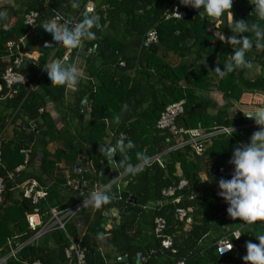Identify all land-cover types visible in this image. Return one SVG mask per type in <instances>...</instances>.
<instances>
[{"label": "trees", "instance_id": "obj_1", "mask_svg": "<svg viewBox=\"0 0 264 264\" xmlns=\"http://www.w3.org/2000/svg\"><path fill=\"white\" fill-rule=\"evenodd\" d=\"M69 1L75 3L77 5L76 8L79 9L84 4V0L33 1L29 3L27 8V12L33 11L37 13L33 27L23 25L20 29L7 32L0 31V58L10 57L11 63L17 56L22 55L21 66L18 71L27 79L26 83L13 87L16 93L11 98L7 97L11 90L3 87L0 92V100L5 102L6 107L10 108L13 113H16L11 123L9 122V126H12L20 116L25 117L24 123H26V126H28L29 122L34 124V128H28L27 134L24 131L15 132L14 135L17 136V142L15 143L12 140L5 142L2 135V167L0 168V178L3 180L4 190L0 203V264H32L36 261L40 264H56L55 257L51 251L37 244L28 243L35 233L28 229L25 217L27 214L33 212L34 206L26 199L20 201L12 200L8 204L12 191L19 184L16 178L24 174L15 175L14 173L15 169L23 162V155L20 151L30 148L31 144L34 143L35 137H40L38 147L43 154L41 171L44 173H48L62 158L71 159L72 161L76 160L77 156L82 154V148L90 153L93 163L98 162L99 159L106 161V155L103 151L105 149L104 140L107 136V128L109 126L106 125V122L120 117L128 103V97L136 91V83L134 79L129 77V71H136L142 62L146 63V68L151 67L150 64L154 59V51L158 44L163 46L164 49L174 52L194 49L200 57L203 55L214 56L221 49L220 47H222L226 55L228 44L221 43L215 37L217 32L224 34L225 37L231 35H246L255 41L253 33H232L231 27L233 22L248 21L249 24L256 23L264 27V20L258 19L252 13L251 0H233L230 10L232 16L225 13L216 19L201 17L195 9L181 5L183 10L187 12V17L179 21L165 20L163 18V14L170 7L168 0H92L93 3H98L107 9L106 14L109 17L105 19L101 15L99 17L101 26L105 24L106 19L110 20L111 23L113 16L115 17L119 14L124 15V27L128 30V34L132 38V45L138 48L139 52L137 56L131 58L122 56L127 50L125 43L107 34L101 36L98 43H95L97 46L96 55L101 62L100 67L96 71L87 69L89 79L95 81V86L91 85L86 90L87 97L91 102L89 119L85 122L83 115L79 117L78 113H74V119L79 125L78 138L82 144L76 146L74 141H68L64 150L56 151L55 154L50 155L45 149L48 142L54 137L53 128L50 125L44 132L39 131L40 127L37 121L41 120L44 123H48V115L46 112L39 113L38 109L45 108L47 100L56 105L63 102L65 87H49L44 67L49 63L60 61L66 48L55 44L51 47V37L44 31V28L46 25L45 22L53 17H59L61 19L59 23L67 25L64 20V15L70 10ZM200 11L203 13L202 9ZM150 29H155L157 32V45L145 44V34ZM95 31L97 34H100V31L97 29ZM20 38L23 41H34L38 46L39 58L36 61L28 59L25 53L22 52ZM215 40L217 46L211 49V44ZM7 41L14 42V53L12 55L9 54V51L5 47ZM90 48L92 46L87 47L86 51ZM252 48L261 51L260 55L257 56V65L264 68V48L258 49L255 47V44ZM120 62H123L124 65L120 66ZM64 64L68 65L69 63ZM4 69H0V84H2L1 76ZM157 69L155 68L154 71L156 70L157 72ZM261 85L262 87L256 82L252 84L255 90H260L261 88L264 92V82ZM171 92L172 97L162 102L160 107L156 104L155 106H150L142 114L137 115L135 121L128 127L112 129L114 137L110 147L116 144L117 141H120L121 146H126L127 142L131 140L134 145L133 148L126 149L125 153L117 150L113 156L115 163L120 164L119 162L124 160L125 164L132 170L145 160L164 153L166 151L165 147H171L173 145V143H166V139L169 137L166 133L156 131L154 128L156 120L167 105L183 100V95L180 90L171 87ZM185 109H187L186 111L188 113L189 110L186 105H184V112ZM182 117L177 120V124ZM5 123L6 119L0 118V127ZM189 125L190 123H188ZM36 130L39 131L38 134ZM119 134H123L125 139L120 140ZM212 141L211 147H208L209 150L207 148L208 151L215 147L220 149L223 146L229 150L235 144L226 135L214 137ZM164 157L165 159L162 160L163 167L153 162L149 166L144 167L142 171L138 168L134 169L130 175L131 181L128 183L126 191L119 195L120 200L118 204H114L113 198H117L116 196H112L110 202L107 204L108 208L112 206H120L123 208L124 217L121 219V226L127 230L128 225H133L138 215L143 212L138 209L139 206H143L151 201L159 202L162 199L161 191L179 181L176 175L177 165L181 170L182 178L188 183V188L184 193L197 194V198L194 200L181 201L178 205L179 207L197 208L206 217L213 214V216L218 218L219 215L226 212L227 205L220 197H216L215 191L198 192L200 180L197 174L199 168L195 160L190 159V150L188 148L185 151H169ZM31 158L32 148L29 164ZM221 164V162L216 163L215 169H218ZM9 173H12L14 177L8 179ZM30 178L36 179L41 183V179L35 175ZM76 178L83 183L92 184L91 176L87 173L79 174ZM47 191L48 195L46 199L41 201L36 207L44 220L43 222L48 221L51 209L64 212L67 208L63 204V201L59 199L57 188L47 189ZM129 195H132L137 201L136 206H132L126 202ZM128 207H131L134 211L132 220H126L128 217L125 216V211ZM174 209L175 206L169 203L162 207H156L153 211V217H162L166 220L167 234L176 233V254L163 250L160 247L159 240L154 239L152 235L151 240L153 244L147 245L143 249L137 245L135 240L137 232L129 238L125 236L126 233L124 231L120 230L121 227L116 228L114 231L120 237L117 248H120V250L123 249L122 254L128 255V258L136 254H141L146 260V264H159L160 261H162V264H174V262L181 259L185 260V264L244 263L242 260V257L246 255L244 243L241 244L239 240H233L229 236L228 239L234 248L233 252L225 258H217L214 254V246L208 248L199 244L203 235L211 231L215 223H209L206 218L203 223L197 226L193 225L188 232L184 233L183 227L174 220ZM44 214L48 215L47 219L43 216ZM247 226L254 228L258 234L264 235V224L255 222L251 225L247 224ZM65 230L66 233L75 235L74 229L71 226L67 225ZM52 232H54L55 239L57 240V258L59 261L65 262L67 261L64 256V248L66 246L65 234L60 230H54ZM20 245L23 246L16 252L15 257L7 258L10 248H16V246ZM78 245L85 249L86 264H108V257L90 244L86 238L78 241ZM237 254L241 257H237Z\"/></svg>", "mask_w": 264, "mask_h": 264}, {"label": "crops", "instance_id": "obj_2", "mask_svg": "<svg viewBox=\"0 0 264 264\" xmlns=\"http://www.w3.org/2000/svg\"><path fill=\"white\" fill-rule=\"evenodd\" d=\"M33 1L37 0H0V11L7 13L6 19L0 20V31L7 32L20 29L24 25V15L27 13L28 5ZM68 4L70 10L64 15V20L67 25L71 26L83 20L82 13L85 10L86 1L84 0V4L80 9L72 7V1H69ZM94 5V15H98L99 17L101 15L104 19L109 17L106 14L107 9L105 7L100 6L98 3H94ZM111 19V23L110 20L106 19L105 24L102 26L105 34L125 43L127 50L122 56L128 58L137 56L139 49L132 45V38L128 34V30L124 27V15L119 14L115 17L113 16ZM94 28L96 29L94 26L92 31L95 33L96 39L84 41L80 48L73 49L70 61L68 62L69 64L67 63L68 65H76L81 73V79L75 87V92L67 93L63 102L57 105L47 100L44 110L48 115V123H44L41 120L37 121L40 127L39 131L41 132L47 130L50 125L53 128L54 137L48 142L45 149L50 155L55 154L56 151L64 150L68 141H74L76 146L82 144L78 138L79 125L74 119V113H78L79 117H81L79 114L81 111L80 106L82 102H85L81 115H83L85 122L89 119L91 102L87 97L88 94L86 90L91 86L90 84L95 86V81L89 79L87 69L96 71L100 67L101 62L96 55L97 46L95 43H98L101 36H103L101 33L97 34ZM19 41L21 42L20 48L22 52L25 53V56L30 60L36 61L39 58V54L38 46L34 41H23L21 38ZM216 44V40L212 42L211 49H214L217 46ZM88 45L92 46V48L86 51L87 47H89ZM220 48L221 49H219L214 56L203 55L200 57L194 49L174 52L166 50L163 46L158 44L154 51V59L150 64L151 67L146 68V63L142 62L136 71H129V77L134 79L136 83V91L128 97V103L123 109L120 117H117L113 121L106 122L109 126L107 128V136L104 140L105 149L110 147L114 137L112 129L128 127L135 121L137 115L142 114L145 109L150 106H155L156 104L160 107L162 102L172 97L171 87H175L181 91L183 95L182 101L189 110L187 113V109H185L184 115L178 123L179 125L177 124L179 127L188 130H199L206 134L212 132L214 128L220 127H228L231 131L228 137H230L231 141L235 142V144H233L234 146H231L229 150L227 147L223 146L224 148L222 147L219 149L215 147L208 151V147H211L213 143V138L217 137L213 136L209 138L206 143L205 151L202 156L195 157L190 153V159L195 160L199 168L197 174L200 180L198 192L205 193L209 190L215 191L218 189V180L216 179L215 173L217 170L215 169L216 163L221 162L222 164L219 168L224 167L231 176L233 168L229 161L233 148L241 144H247L251 135L258 130V126L254 121L246 117L250 114H254L260 107H264L263 89L260 88V90H255L252 86V84L256 82L262 87L261 84L264 82V68L257 65V56L260 55L261 51L254 48L249 49L246 52V59L249 62L248 66L234 70L235 72L221 77L212 73V71L218 65L222 69L223 65L231 59L233 50L232 47L228 45L225 55L222 47ZM67 50L68 49H66V51ZM9 64L10 57L0 58V69L6 68ZM174 64L175 66H173ZM155 68H158L157 72L156 70L154 71ZM32 88L34 89V87ZM15 114L16 113H13L10 108L6 107L5 102L0 100V118L6 119V123L0 127V131H3L5 142L12 140L15 143L17 142V136L14 135L15 132L24 131L27 134L29 127L34 128V124L30 122L28 126H26V123H24L25 117L21 116L12 126H9ZM185 120L187 121L186 123ZM188 123H190L189 126ZM39 131L36 130V133L38 134ZM38 140H40V137H35L34 143L31 144L32 158L29 169L26 173L16 178L19 183L17 185H23L26 181L32 179L30 177L33 175L37 176L41 179V183L39 184L42 187L47 189L57 188L59 199L66 205L67 208L65 211H68L73 209L78 202L68 193L65 187H68L70 182L80 181L76 178L79 174L87 173L91 176L92 184L83 183L87 186L83 187L80 192L83 194L82 207L75 212L71 220L67 222V225L71 226L75 232L74 236L67 233L69 236L76 238L78 241L86 238L90 244L108 257V264H125L119 262L118 259L122 256H127L128 258V255L122 254L123 249L120 250V248H117L120 237H118L114 231L118 227H121L120 230L124 231L126 233L125 236L129 238L137 232L135 240L137 245L143 249H145L147 245L153 244L151 240L154 219L153 211L156 208L155 205L157 202L151 201L143 206H139L138 209L143 212L138 215L133 225H128L127 230L121 226V219L124 217L122 207L112 206L108 208L107 204H105L97 209L91 204L84 203L89 199L91 193L106 191L111 198L112 196L117 197L113 198V200L115 205L118 204L120 200L119 195L126 191L127 185L131 181V173L136 168L141 171L144 170L142 164L130 170L129 167H124L121 164L115 163L113 159L109 160L107 156L106 161L99 159L98 162L93 163L90 153L82 148L83 152L77 156L76 160L72 161L71 159L62 158V160L49 170L48 173H44L41 171L43 154L38 147ZM165 149L166 151L164 153L159 154L160 158L163 156L161 161L165 159L164 156L169 152L170 147L167 146ZM185 149L187 148L181 151H185ZM76 166L80 167L78 172L75 171ZM178 171L181 172L177 165L176 172ZM205 181H207V183H204ZM14 189L15 190H13L10 195L8 204H10L12 200H22L21 189ZM70 189L73 190L72 187H70ZM75 192L77 194L79 193V191ZM129 197H132V195H129ZM128 199L126 202H128ZM130 204L136 206L137 201L135 204ZM153 207L155 208L153 209ZM118 209H121L123 213L120 219L117 218L120 214L116 212ZM196 209L197 208H191L192 211L190 215L192 224L186 227L183 226V232H188L193 225H200L206 218L209 223H215L213 229L203 235L199 243L203 247H213L220 239L229 238L234 231H239L241 233V239L239 240L241 244H246L249 240L256 242L255 239L259 235H262L258 234L254 228L248 227L244 222L232 220L228 217L227 212L216 218L213 214L206 217L199 209ZM58 212L62 213L61 211ZM108 213H111L112 217L116 219L117 224L115 226H111L110 223L106 224V215ZM125 213V216L128 217L126 220H132L134 211L131 207L126 208ZM43 216L46 217V219L48 217L47 214ZM62 217L63 216H61V218ZM104 224H106V226H104ZM173 235L176 236V233ZM30 241L31 244H37L51 251L55 257L56 264H73L68 260L65 262L58 260V246L54 232L47 233L38 239L32 237ZM135 256L128 258L127 263L133 264L132 259ZM237 257L240 258L241 256L237 254ZM159 264H162V261H160Z\"/></svg>", "mask_w": 264, "mask_h": 264}, {"label": "clouds", "instance_id": "obj_3", "mask_svg": "<svg viewBox=\"0 0 264 264\" xmlns=\"http://www.w3.org/2000/svg\"><path fill=\"white\" fill-rule=\"evenodd\" d=\"M179 3L185 7L202 9V15L205 18L216 19L225 13L232 16L230 10L233 0H179ZM251 3L252 13L258 19L264 20V0H251ZM71 6L76 7L77 5L73 3ZM175 13L179 16L178 12ZM6 17L7 13L0 11V20H4ZM94 26V18L88 16L71 26L61 24L57 18L53 17L46 22L44 31L51 37V47L55 44L66 49H77L82 46L84 41L96 39V35L92 31ZM231 31L238 34L253 33L255 41L246 35L225 37L222 33L215 34V37H218L221 43H227L233 50L231 59L223 65L222 69L218 65L212 71V73L221 77L232 73L238 68L247 67L249 62L246 59V52L254 44L258 49L264 48V27L259 24H249L248 21H235L232 24ZM44 70L49 87L62 86L73 89L81 79L80 70L74 64L65 65L59 61L52 62L47 64ZM246 118L253 120L258 126V130L251 135L247 144H241L233 148L229 161L233 168L231 178L218 180L217 188L219 197L227 205L228 217L232 220L242 221L245 224H253L257 221H264V107H260L254 114H250ZM133 147L131 140L127 142L126 146H121L120 141H117L116 144L107 147L103 151L108 159L112 160L113 154L117 150L125 153L126 149ZM119 163L124 167H129L124 160ZM204 183H207V181ZM110 200L111 197L106 191H100L91 193L89 199L84 203L91 204L98 209L102 205L108 204ZM255 241L249 240L245 244L246 255L242 257L244 264H264V235H259ZM231 248L232 244L227 248H222L220 255L231 250Z\"/></svg>", "mask_w": 264, "mask_h": 264}, {"label": "built area", "instance_id": "obj_4", "mask_svg": "<svg viewBox=\"0 0 264 264\" xmlns=\"http://www.w3.org/2000/svg\"><path fill=\"white\" fill-rule=\"evenodd\" d=\"M170 2L169 9L163 14V18L165 20H183L187 17V12H185L179 3V0H168ZM178 12L179 16L175 13ZM37 18V13L30 11L24 15V25L28 27H33ZM145 44L146 45H157L158 44V35L155 29H150L145 34ZM5 47L9 51V54L12 55L14 53V42L7 41L5 43ZM73 49H68L63 56L61 57L59 62L68 63L70 61V56L72 54ZM21 58L22 55L17 56L12 62L4 69L3 74L1 76L2 84H0V92L2 88H6L11 90L10 93L7 95L8 98H11L16 91L13 90V87L18 84H24L27 82V79L23 77V75L18 71L21 66ZM124 63L120 62V66H123ZM93 86V84H90ZM76 88L69 89L65 87V94L66 97L67 93L75 92ZM184 105L183 101H178L172 104L167 105L163 111L160 113L158 119L155 122V130L166 133L169 137L166 139V143H174L169 151L173 150H182L184 148H188L190 153H192L195 157H200L203 155L206 147V143L208 142L209 138L213 136L219 135H230V129L228 127H220L214 128L212 132L208 134L201 132L199 130H188L181 128L177 125V120L184 115ZM39 113H44V108L38 109ZM108 126V124L106 123ZM3 131H0V168L2 167V148L1 144L3 141L2 138ZM119 139L124 140L125 136L123 134H119ZM20 153L23 155V162L19 165L14 173L22 174L28 170L29 167V157L31 153V147L27 149H22ZM156 162L158 165L163 167V162L160 159V155H156L151 159L145 160L142 163L143 167L149 166L151 163ZM216 179L220 180L229 179L230 173L226 171L224 167H220L216 170ZM179 181L172 186L164 189L161 191L162 199L156 203V207H160L167 203L175 206L173 211V217L177 224L180 226H189L192 224L191 218V208H182L178 205L181 201H191L197 198V194L188 193L185 194L184 191L188 188L187 181L182 178L181 172H176ZM14 177L12 173L8 174V179ZM79 182V181H78ZM78 182L73 181L68 184L69 187H72L73 190L78 191ZM83 183V182H82ZM21 189L22 199H26L30 202L32 206H34V210L32 213L27 214L25 219L27 223V227L29 230L33 231L35 235L33 236L34 239H38L47 233H50L54 230H60L65 234L66 238V246L64 248V256L66 260L72 262L73 264H86L85 262V249L81 248L78 245V240L74 237L69 236L66 231L65 227L67 222L71 220L72 215L77 212L83 205V202L77 204L73 209L64 211L62 213L56 211L55 209L50 210V216L47 222H43L41 215L36 208L41 201H44L48 195L47 188L42 187L38 181L35 179H29L23 185L16 186ZM4 190V183L2 178H0V203L2 201L1 195L3 194ZM218 189L215 190L216 197L218 195ZM155 207H153L154 209ZM61 216H63L61 218ZM257 223L264 224V221H257ZM251 225V224H248ZM152 236L154 239L159 240L160 247L163 250L170 251L172 254H176L177 247H175V235L167 234V222L162 217H155L153 219V229H152ZM230 237L233 240H240L241 233L239 231H234L231 233ZM28 243H31L29 240ZM230 241L228 238L220 239L214 245V254L217 258H225L229 256L234 248L232 246L231 250L223 252L220 255V250L222 248H227L230 245ZM23 245L16 246V248L11 247L9 255L7 258L11 257L14 258L16 252L22 247ZM143 261H146L143 257L141 260V264ZM32 264H40L38 261ZM174 264H185V260L181 259L179 261L174 262Z\"/></svg>", "mask_w": 264, "mask_h": 264}, {"label": "water", "instance_id": "obj_5", "mask_svg": "<svg viewBox=\"0 0 264 264\" xmlns=\"http://www.w3.org/2000/svg\"><path fill=\"white\" fill-rule=\"evenodd\" d=\"M85 1H86V5H85V8H84L85 10H84V12L82 13V17H83V19L85 18V16H88V17H92V18H94L96 29H97L98 31H100V33H101L102 35H104V34H105V31H104V29H103L102 26H101L100 18H99L98 15H94V11H95V5H94V3H93L92 1H90V0H85ZM195 10H196V12H197L201 17H203L202 12L200 11V9H195ZM56 18L58 19V21H61V19H60L59 17H56ZM48 20H49V19H48ZM48 20H47V21H48ZM47 21H46V22H47ZM46 22H45V24H46ZM24 44H25V43H24ZM84 104H85V102H82V103H81V106H80L81 111L79 112L80 116H81L82 111H83V109H84ZM110 164H111V162H110ZM79 168H80L79 166H76L75 171L78 172V169H79ZM86 186H87V185L82 184V182L79 181V182H78V191H79L78 194H77L74 190L70 189L69 187H65V189L68 191L69 194H71V195L76 199V201H77L78 203H80V202H83V194L80 193V192H81L82 188H83V187H86ZM128 202H129V203H133V204L136 203V201L133 199V197H129ZM116 212H117L118 214L120 213L119 216L117 217V218L120 219V218L122 217V215H123L121 209L116 210ZM106 220H107V223H106V224L110 223L111 226H115V225L117 224L116 219H115L114 217H112V214H111V213H108V214L106 215ZM106 224H104V226H106ZM102 227H103V226H102ZM141 260H142V255H141V254H137V255L132 259V262H133V264H141ZM118 261L121 262V263L128 264V263H127V261H128L127 256H122V257H120V258L118 259ZM143 264H146V261H143Z\"/></svg>", "mask_w": 264, "mask_h": 264}]
</instances>
